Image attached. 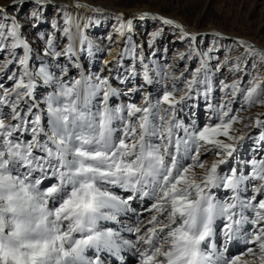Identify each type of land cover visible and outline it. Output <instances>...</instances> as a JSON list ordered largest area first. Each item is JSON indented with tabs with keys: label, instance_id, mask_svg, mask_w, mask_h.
Here are the masks:
<instances>
[{
	"label": "snow or ice",
	"instance_id": "6c2138e0",
	"mask_svg": "<svg viewBox=\"0 0 264 264\" xmlns=\"http://www.w3.org/2000/svg\"><path fill=\"white\" fill-rule=\"evenodd\" d=\"M51 3H0V264H106L125 251L138 264H264V155L257 148L241 158L246 137L233 108L264 107V50L237 41L244 53L230 63L209 55L214 48H190L179 59L195 56L198 67L177 75L145 57L126 35L128 20L116 29L126 46L114 69L105 60L93 71L102 49L84 31L92 18L82 25L61 8L63 26L53 20L46 35L39 27ZM151 18L190 36L180 23ZM126 55L142 71L125 65ZM225 67L229 82L216 77ZM214 78L223 93L216 102ZM245 127L260 128L248 138L264 145V120ZM130 213L132 224L122 219ZM236 242L246 247L232 254Z\"/></svg>",
	"mask_w": 264,
	"mask_h": 264
},
{
	"label": "rangeland",
	"instance_id": "374dc122",
	"mask_svg": "<svg viewBox=\"0 0 264 264\" xmlns=\"http://www.w3.org/2000/svg\"><path fill=\"white\" fill-rule=\"evenodd\" d=\"M3 2L6 5L11 4V0H3ZM68 2L74 4L83 2L89 9L98 10L95 11L96 13L92 12L90 16L92 23L85 30V34L93 43L102 49V51L96 53V59L91 65L93 71H99L101 69L103 61H105L104 59L108 55H112V58L108 61L110 62L113 59L111 68L114 69L115 60L126 46L125 39L120 37L116 32L119 24L123 22L116 19L118 16L126 19L125 22L131 20L132 32L126 33V35H130L132 40L138 45L144 46L143 54L145 57L155 60L165 71H174L177 75L184 70L185 65H187L189 70L198 67L199 59L195 56L191 60L179 59L180 54L187 53L190 48L201 53L207 52L210 48H214L215 51L209 53V55L218 57L221 62L228 58L230 63H234L237 58L242 56L244 49L238 46L237 42L233 39L240 41L247 40V43L253 41L255 43L250 45L256 46V49H263L262 47H264V0H62V2L60 0H52V3L43 12L45 21L39 27L40 32H44L46 35L53 32L54 29L51 27L53 20L58 21L63 26L64 13L60 9L67 7L69 5ZM131 6H140L142 12H137L133 15L121 13V11L126 12L130 10ZM31 7V5L24 7L23 12L20 14L21 18L30 13ZM8 11L10 15H17V13L11 11V8H8ZM143 13H147L148 16L146 19L140 20L138 17ZM159 15L168 16L174 22L180 23L187 33H193L195 35L196 40H191V34L188 38H184L179 30L173 29L171 26L160 25V20L151 18L153 16L160 17ZM160 29H163V34L158 38L153 48H148L147 43L151 39V34ZM29 31L35 32L36 30L29 29ZM217 33L220 35H216ZM109 35L113 37V42L111 43L107 39ZM57 36H59V33H57ZM33 39L38 40V37L34 36ZM153 50L156 51L155 56H151ZM137 51L139 52V49ZM82 62L87 67L86 55L82 57ZM145 62H147V59ZM123 63L125 65L137 63L138 70L142 71L138 62L132 61L127 55ZM216 63L217 60L215 59L211 61L213 65ZM150 67H155V65H150ZM222 73H217L216 77L229 82L231 74L227 71L226 67L222 69ZM107 74V70L102 73V75ZM218 79L214 78V83L217 84V90L213 94L214 102L223 96V93L218 90ZM139 80L140 78L138 77ZM167 83L170 85L171 81ZM5 84L8 86L11 82L6 81ZM148 90L151 91L152 89L149 88ZM237 100H239V97ZM233 108L240 109L238 114L241 118V122L235 124L234 128L238 130L237 134H245L246 137L243 142V148L240 150L241 158L250 160L255 155L254 150L257 148H259L261 155H264V145L258 146L254 139L248 138L249 136L253 138L258 137L261 129L257 127H245V125H248L257 118L264 120V107L256 105L240 108L239 103H237L233 104ZM204 109L205 105L201 100L199 102V108L196 110L198 123L200 124L206 122ZM256 158L259 159L260 156ZM212 159L214 157H210L208 163H211ZM249 192H251V188ZM217 194L219 196L224 195L223 192H218ZM133 207L138 212L143 211L141 205L138 203L133 204ZM139 208L142 210L139 211ZM132 215L134 214H129L132 217L131 220L127 216L122 217V219L132 224L135 222V216ZM144 215L146 216L147 213H144ZM108 226L112 225L109 224ZM122 235L125 238L134 239L130 233L125 232ZM245 247L243 243L239 242L229 246L232 254H238L240 249ZM122 254L123 264L125 262H128V264L130 262L131 264H138L137 256L133 254V251H125ZM102 255L107 256L108 254L105 253ZM111 259L113 257L108 256L106 264H116L115 261H109ZM130 259L132 261L129 262Z\"/></svg>",
	"mask_w": 264,
	"mask_h": 264
},
{
	"label": "bare ground",
	"instance_id": "6f19581e",
	"mask_svg": "<svg viewBox=\"0 0 264 264\" xmlns=\"http://www.w3.org/2000/svg\"><path fill=\"white\" fill-rule=\"evenodd\" d=\"M60 2H62V0H60ZM0 3H3V4H5L6 5V3H4L3 2V0H0ZM68 6L67 7H65V9H66V11L69 13V14H71L72 16H73V18L74 19H78L79 20V22L83 25V24H85V23H88V18L91 16V14H92V12H94V13H96L95 11H90V10H88L89 9V7L87 6V8L86 9H78V8H74V7H71V5H74V3H69L68 2ZM79 4H82V5H85V4H83V2L81 3H79ZM132 7V8H131ZM130 7V10H128V11H126V12H123V11H121V13H125L126 15H130V14H135V13H140V12H142V9H141V7L140 6H131ZM160 17H164V18H167V19H171V20H173L172 18H169L168 16H164V15H159ZM125 20L126 19H123V18H121V20L120 21H123V22H125ZM128 21V20H127ZM159 23H160V25H163L162 23H161V21H159ZM164 26H167V25H164ZM86 29H84V31H85ZM211 30V29H210ZM209 30V31H210ZM211 31H214V30H211ZM189 34H191V35H193V33H189ZM241 41H244V42H246L247 43V40H241ZM125 42V41H124ZM253 43H255V42H253V41H251L250 43H247V44H253ZM257 44V43H256ZM258 45V44H257ZM256 47V46H255ZM263 49H264V47H262ZM112 55H108L104 60H106L107 59V61L110 59V58H112L111 57ZM112 61H113V59H111V61H110V63H109V65H108V67H110L111 68V66H112ZM142 209H140L139 208V211H141ZM132 216H134V215H132ZM121 256H123V254L121 253ZM113 257V256H112ZM123 258V257H122ZM134 259V258H133ZM132 261V260H131ZM121 264H123V263H121ZM125 264H128V262H125ZM130 264H131V262H130Z\"/></svg>",
	"mask_w": 264,
	"mask_h": 264
},
{
	"label": "water",
	"instance_id": "95a60500",
	"mask_svg": "<svg viewBox=\"0 0 264 264\" xmlns=\"http://www.w3.org/2000/svg\"><path fill=\"white\" fill-rule=\"evenodd\" d=\"M233 40L236 41V42H237V41H240V40H238V39H233ZM258 49L263 50V49H261V48H258Z\"/></svg>",
	"mask_w": 264,
	"mask_h": 264
}]
</instances>
